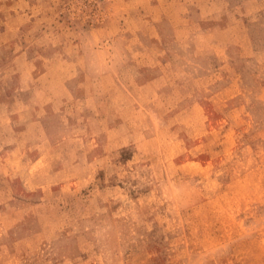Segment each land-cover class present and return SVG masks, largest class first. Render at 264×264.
<instances>
[{"label": "rangeland", "instance_id": "374dc122", "mask_svg": "<svg viewBox=\"0 0 264 264\" xmlns=\"http://www.w3.org/2000/svg\"><path fill=\"white\" fill-rule=\"evenodd\" d=\"M0 264H264V0H0Z\"/></svg>", "mask_w": 264, "mask_h": 264}]
</instances>
